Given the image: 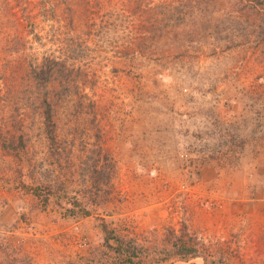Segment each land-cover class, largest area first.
Returning <instances> with one entry per match:
<instances>
[{
    "label": "rangeland",
    "instance_id": "obj_1",
    "mask_svg": "<svg viewBox=\"0 0 264 264\" xmlns=\"http://www.w3.org/2000/svg\"><path fill=\"white\" fill-rule=\"evenodd\" d=\"M0 264H264V0H0Z\"/></svg>",
    "mask_w": 264,
    "mask_h": 264
},
{
    "label": "trees",
    "instance_id": "obj_2",
    "mask_svg": "<svg viewBox=\"0 0 264 264\" xmlns=\"http://www.w3.org/2000/svg\"><path fill=\"white\" fill-rule=\"evenodd\" d=\"M21 189L24 190L25 193H30L33 196H35L40 202H43L45 205L47 206L49 205L51 202V198H55L56 202H58L57 200L59 199L58 194L60 193L58 190H51V188L48 187H43V186H27V185H21L20 186ZM64 196V195H63ZM67 204L71 205L70 201H66ZM72 205H76L78 207V215L79 216H88L89 215V211H86L78 202H74L72 203ZM66 212H68V210L66 209ZM64 214L65 217H70V216H74L75 213H68ZM99 221V229L101 231V235L103 237V240L105 242H113L114 246H115V251L117 253H129V256H136V251L134 250V245H132L130 242H125L123 240H121L120 238H118L113 231H111L108 228L107 223L103 220L100 219ZM133 246V248H132ZM131 248V249H130ZM137 248V247H135ZM183 246V250L184 251H188L187 249ZM190 251V249H189Z\"/></svg>",
    "mask_w": 264,
    "mask_h": 264
}]
</instances>
